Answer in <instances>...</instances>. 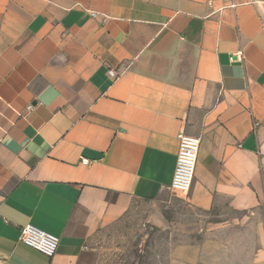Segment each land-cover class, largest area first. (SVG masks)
Masks as SVG:
<instances>
[{
    "label": "crops",
    "instance_id": "0c3cea01",
    "mask_svg": "<svg viewBox=\"0 0 264 264\" xmlns=\"http://www.w3.org/2000/svg\"><path fill=\"white\" fill-rule=\"evenodd\" d=\"M181 132L178 264H264V0H0V264H98V228L174 193Z\"/></svg>",
    "mask_w": 264,
    "mask_h": 264
},
{
    "label": "rangeland",
    "instance_id": "374dc122",
    "mask_svg": "<svg viewBox=\"0 0 264 264\" xmlns=\"http://www.w3.org/2000/svg\"><path fill=\"white\" fill-rule=\"evenodd\" d=\"M199 215L175 192L158 201H134L96 231L98 264H178L179 245L202 240Z\"/></svg>",
    "mask_w": 264,
    "mask_h": 264
},
{
    "label": "built area",
    "instance_id": "2783aa9c",
    "mask_svg": "<svg viewBox=\"0 0 264 264\" xmlns=\"http://www.w3.org/2000/svg\"><path fill=\"white\" fill-rule=\"evenodd\" d=\"M95 17V14H92ZM232 62H243L242 53L231 58ZM110 77L116 78L117 73L110 71ZM31 108V107H29ZM179 151L177 156V165L174 172L170 189L179 194L187 195L192 187L194 173L198 161L201 140L198 137L181 132L178 135ZM87 163V161H85ZM21 241L39 251L48 258H54L60 246V238L42 231L33 225H28L21 230Z\"/></svg>",
    "mask_w": 264,
    "mask_h": 264
}]
</instances>
